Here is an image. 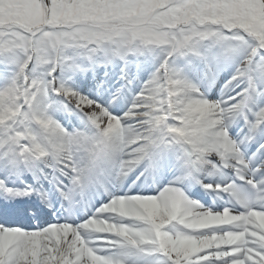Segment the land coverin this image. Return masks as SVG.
Masks as SVG:
<instances>
[{"label": "snow or ice", "instance_id": "snow-or-ice-1", "mask_svg": "<svg viewBox=\"0 0 264 264\" xmlns=\"http://www.w3.org/2000/svg\"><path fill=\"white\" fill-rule=\"evenodd\" d=\"M0 264H264V0H0Z\"/></svg>", "mask_w": 264, "mask_h": 264}]
</instances>
